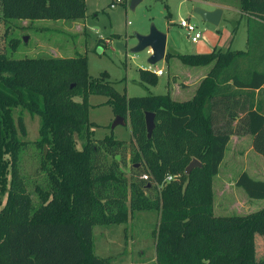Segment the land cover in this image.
<instances>
[{
    "label": "trees",
    "instance_id": "trees-1",
    "mask_svg": "<svg viewBox=\"0 0 264 264\" xmlns=\"http://www.w3.org/2000/svg\"><path fill=\"white\" fill-rule=\"evenodd\" d=\"M238 7L253 18V38L252 28L264 27V0H239ZM86 13V0H0L5 29L13 21H78ZM19 43L11 40V50ZM254 51L174 55L190 67L213 65L195 97L177 102L170 93H119L107 73L99 79L90 76L86 56L16 60L0 50V264H110L93 254V227L123 224L142 211L160 213L157 264H264V236L259 234L264 208L248 215L214 213V178L231 136L251 135L254 151L264 157V114L253 103L238 109L246 116L236 130L231 121L216 120L236 116L232 106L240 90L249 91V102L264 87V72L255 69L246 78L232 72ZM140 80L148 86L159 82L144 70ZM91 95L107 97L115 116L130 123V141L113 135L95 138ZM26 113L40 119L39 138L33 143L42 154L45 175L34 189L38 202L20 169L29 143ZM146 113L156 116L151 139ZM127 151L130 176L125 171ZM194 159L201 167L187 175ZM168 176L172 182H166ZM236 185L250 199L264 200V181L244 172Z\"/></svg>",
    "mask_w": 264,
    "mask_h": 264
},
{
    "label": "rangeland",
    "instance_id": "rangeland-1",
    "mask_svg": "<svg viewBox=\"0 0 264 264\" xmlns=\"http://www.w3.org/2000/svg\"><path fill=\"white\" fill-rule=\"evenodd\" d=\"M112 1L86 0V16L78 21H13L10 28L6 29L5 25L0 23V50H5L10 58L16 60L86 56L90 76L99 79L102 74L107 73L108 81L121 94L126 93L128 97L166 95L170 91L168 80L172 81L173 72L182 77L185 69L182 70L178 66L184 65L179 60L171 62L170 65L162 61L153 67H162L166 75L154 86L142 84L140 70L151 67L148 61L152 51L147 49L139 54L131 52L138 44L136 34H149L153 25L163 33L169 29L171 37H175L180 44L183 54H210L213 52L210 44L219 39L222 40L220 47H223L238 25V15L234 11L226 12L218 27L204 22L196 14V7L191 1L142 0L133 9L131 0H124V3L111 9ZM228 1L231 5L239 3V0ZM181 19H188L196 27V31L202 34L197 44H194L188 32L181 28ZM172 20L173 23L170 22ZM7 30L9 32L4 38L3 34ZM26 37L28 42L25 41ZM11 40L20 42L16 51L11 50L9 46ZM173 56L168 55L167 59L175 58ZM182 99L179 98L178 101H183ZM107 100V97L99 95H91L88 98L89 119L97 125L95 138L104 139L113 135L118 140L130 141L132 131L128 121L126 126L120 125L114 130L111 129L117 116L106 104ZM24 118L28 131L25 141L29 143L23 153L20 169L30 194L35 202H38L39 198L34 189L37 184L44 183L45 175L41 171L42 154L36 150L33 143L39 138L40 119L29 113H26ZM247 145V150L250 151V146ZM127 156L125 171L130 176L133 165L128 151ZM116 159L121 161L120 157ZM263 167L264 157L261 155L244 152L239 156L232 147L230 148L227 162L220 169V176L214 181L215 216L247 215L264 208V200L250 199L245 191L236 185L239 176L247 170L253 179L264 181V171L261 170ZM3 205H0V210ZM159 219L158 212L142 211L132 213L123 224L95 225L92 236L93 254L110 264H157L155 232ZM259 234L262 238L264 230ZM261 260L264 261V255Z\"/></svg>",
    "mask_w": 264,
    "mask_h": 264
},
{
    "label": "crops",
    "instance_id": "crops-1",
    "mask_svg": "<svg viewBox=\"0 0 264 264\" xmlns=\"http://www.w3.org/2000/svg\"><path fill=\"white\" fill-rule=\"evenodd\" d=\"M184 1H189V2L191 1L195 5L196 8L199 7V8L208 10V11H213L216 8H222L224 10V13H223L220 25L223 22L226 12L234 11L235 13H237L238 19L236 22L238 25L234 29V31H232L230 39L226 41L223 47H220V43H221L220 41L222 40H219V39L214 40L213 44H210V46L213 47V51L223 50L225 52H228V51L248 52L249 49H251L252 47V49L256 51H254V53L243 56L241 58L242 61L240 60V62H237L235 64L234 68L232 69V72L233 73L235 72L236 75H240L241 77H244V78L248 77L249 74H251L255 69L258 70L259 72H264V27L259 26V25L254 26V28H252L253 38H251L250 36L251 35V31H250L251 21L250 20H253V18H250L247 14L242 13L238 7V4L231 5L228 0H226V2L224 3L222 2L220 3L219 1H214V0H184ZM198 4H201L202 6ZM169 18H171V15L169 16ZM170 22L173 23V20ZM76 25H78V22ZM147 34L148 33H146L145 35ZM165 34L167 35V46H166L165 59L163 61H166L167 64L170 65L171 62L175 60H179V59L177 58L167 59L168 55H177V54L191 55V54H183L180 51V44L178 43V41H176L175 37L174 38L171 37L169 29ZM194 44H197V43H194ZM101 50L102 52L104 51L102 48ZM183 65L184 66H178V67L182 68V70L185 69L184 70L185 74H183V76L181 77V76L176 75L173 72L172 81L170 79L168 80V88H170L169 93L171 94L172 99L177 102H187V101L192 100L195 97L201 84L209 76L213 68V65L212 66L209 65L205 67H190L185 64ZM145 69L146 68H143V70ZM156 69L163 70L162 67L156 68ZM165 75H166V72L164 71V75L161 77H158L159 80ZM236 91H238V89L232 88L231 90V92H236ZM240 92H241V95L238 96L239 99H236L235 100L236 104L232 106L233 108L232 111L237 112L236 114L234 113V115H236L237 117L235 116L232 119H230L228 115L226 114L224 118L221 119V117L218 118L217 116V119H216V120L218 119L221 120L220 123L231 121L230 122L231 127L235 130L238 126H241V125L243 126V121L246 116V113H243L242 111L239 113L238 109L239 110L246 109L248 106L247 104L253 103L255 106V109H257L258 111L264 114V87L256 90L253 93V97L252 95H250L249 99L251 102L250 101L247 102L248 100L247 93L249 91L240 90ZM179 98H183L182 99L183 101H178ZM247 144H249L250 146L249 147L250 151L247 150V146H248ZM231 147L233 148V151L237 153L239 156H241L242 153L244 152L245 154L254 153L258 155L253 149V137L251 135H248L245 133H241V134L235 133L231 136V140H230V143L226 151L225 159L223 163L221 164L220 169L227 162V156H228V153ZM220 169H219V174L221 173ZM261 170L264 171V167L261 168ZM244 172L247 173L248 170ZM219 174L216 177H219L220 176ZM215 178H214V181H215ZM213 191H214V196H215L214 183H213ZM214 213H215V206H214Z\"/></svg>",
    "mask_w": 264,
    "mask_h": 264
},
{
    "label": "water",
    "instance_id": "water-1",
    "mask_svg": "<svg viewBox=\"0 0 264 264\" xmlns=\"http://www.w3.org/2000/svg\"><path fill=\"white\" fill-rule=\"evenodd\" d=\"M142 0H131V7L134 9L137 7ZM196 14L199 15L202 20L212 26L218 27L220 25L224 10L222 8H216L213 11H208L203 8H196ZM137 46L132 49L133 54H139L147 49L152 51V55L149 58V64L156 66L158 63L165 59L166 46H167V35L157 29L156 26H152L149 34L141 35L136 34ZM28 42V38H25ZM156 116L154 113H146V126L148 138L151 139L156 128ZM126 126L127 122L124 118L117 116L111 129L114 130L117 126ZM201 167V163L194 159L186 169V174L189 175L194 169Z\"/></svg>",
    "mask_w": 264,
    "mask_h": 264
},
{
    "label": "built area",
    "instance_id": "built-area-1",
    "mask_svg": "<svg viewBox=\"0 0 264 264\" xmlns=\"http://www.w3.org/2000/svg\"><path fill=\"white\" fill-rule=\"evenodd\" d=\"M122 3H124V0H114L111 3L110 7H111V9H115L118 4H122ZM180 26H181V28L185 29L188 32L189 38L191 39V41L193 43H198L201 40L202 34H200L199 32L196 31L197 30L196 27L194 25H192L188 19H181ZM144 71H148L152 74H155L157 77H161L164 75L163 70H158V69L154 68L153 66L146 68ZM143 179L148 180V176L144 175ZM172 181H173V177L168 176L166 179V182H172ZM155 185L158 186L157 183Z\"/></svg>",
    "mask_w": 264,
    "mask_h": 264
}]
</instances>
